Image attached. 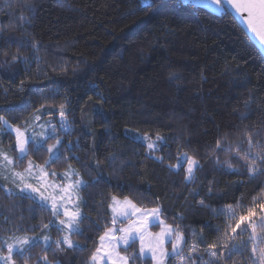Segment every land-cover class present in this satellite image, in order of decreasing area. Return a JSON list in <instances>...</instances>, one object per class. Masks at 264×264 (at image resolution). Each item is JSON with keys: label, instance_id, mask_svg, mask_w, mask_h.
<instances>
[{"label": "trees", "instance_id": "16d2710c", "mask_svg": "<svg viewBox=\"0 0 264 264\" xmlns=\"http://www.w3.org/2000/svg\"><path fill=\"white\" fill-rule=\"evenodd\" d=\"M61 105L68 128L57 120ZM0 116L21 129L36 116L55 126L43 148L33 152L30 144L22 161L12 133L0 129V150L13 168L30 159L43 164L59 139L49 169L70 166L86 182L80 233L70 234L73 247L61 242L59 249L63 232L51 209L0 185V252L10 237L37 238L13 254L14 264H45L44 256L51 264H90L111 226L113 196L159 208L165 223L184 233L185 257L196 235L198 249L182 264H222L210 256L230 223L220 210L231 205L246 215L254 198L264 199V174L250 175L243 158L245 128L264 142V58L227 9L213 13L182 0H0ZM127 131L162 142L149 151ZM185 154L198 165L190 180L184 165L175 168ZM251 246L223 264H248ZM120 252L138 256L137 241Z\"/></svg>", "mask_w": 264, "mask_h": 264}, {"label": "snow or ice", "instance_id": "6c2138e0", "mask_svg": "<svg viewBox=\"0 0 264 264\" xmlns=\"http://www.w3.org/2000/svg\"><path fill=\"white\" fill-rule=\"evenodd\" d=\"M210 3L217 5V10H220V7L226 3L236 13L246 14L241 15V19H243L248 30L254 34L255 38L264 45V0H210ZM26 7L30 9L31 5H26ZM21 19H24V17L22 16ZM12 59L16 60L17 56L14 55ZM60 115L62 118L64 117L63 105H61ZM243 118H246V114ZM4 126L11 127L8 125V121L3 116H0V129ZM61 127H64V125H61ZM12 131L16 134L15 148L18 152L16 159L22 161L28 155L30 144L33 152L43 148L45 133H40V139L37 140L35 135L31 137L26 136V130L22 131L19 127L12 128ZM52 131L55 132V126H52ZM244 134L247 137L248 150L243 153V158L251 161L247 166L248 173L253 176L264 174V169H261L257 165V161L264 164V142L259 139H254L253 134L247 128H245ZM157 139L160 138L158 137ZM59 144L60 140L57 139L55 144L48 146V159L42 165L35 164L30 159L27 167L22 172L12 171V183L19 188L20 193H27V198L31 199L41 210L47 211L48 206H50L52 217H59L60 211L63 209L65 219L59 220V224L63 225V228H58V231L64 232L66 229L67 233H80L78 221L82 219V214L79 210V205L75 201H79L78 189L81 186H86V182L82 178H79L80 174L75 172L70 166L62 174L67 183L57 185L46 179L48 175H57L54 171L51 173L45 171V166L58 158ZM221 146V142L218 140L216 147L220 148ZM148 147L152 149L154 145L149 143ZM253 149H256V151L254 155H251ZM0 157H2L0 159V168L9 169V166L14 163L13 159L2 150H0ZM185 157L188 159L189 165L185 179L190 180L197 161L191 157H187V154H185ZM231 167L232 165L229 164V168ZM73 175L77 177L74 180L72 179ZM4 178L7 179L8 177ZM30 180H35L36 183L33 184L29 182ZM74 196L75 201L73 200ZM200 203L203 204L204 202L200 201ZM70 204L74 206V209L67 207ZM109 207L113 213L111 220L112 226L108 227L106 225L104 233L99 236L100 246L96 247L90 256L93 264H101V261L105 259L107 260V264H129L130 260L135 261L137 258L143 259L149 253L151 254L153 264H164L165 258L169 255L178 256L180 261L183 262L186 259H190L192 253L198 249V244L193 243L188 250L187 257L181 254L182 244L186 243V237L178 227L174 228L172 225L165 223L164 220L159 219V208H140L127 198L121 202L115 196L112 197V203ZM220 212L229 220L234 218L233 207L231 205H228L226 209L220 210ZM257 218H259V223L257 222ZM123 220H127L128 223L123 227L117 228L116 225L118 222L122 223ZM157 220H159L161 226L160 231L152 233L149 231V226ZM52 223L54 221L49 220L48 224H44L43 227L48 228ZM242 225L246 227H242ZM258 227L261 233H264V202H259L254 198L253 207L248 209L246 215H240L234 226L231 223L226 225L221 245L219 247L217 244L210 245L212 249H215L210 252V256L221 261L223 264L234 250L240 248L247 249L248 243L251 242V255L247 258L248 264H264V236L257 233ZM248 229H251L248 241L241 240L237 244V239L248 231ZM217 231H220L219 227ZM30 239L34 238L27 236L23 238L12 237L13 243H8L5 240L4 244L7 246L8 251L7 255H0V262L2 264H14V251L22 255L26 250V246L30 244ZM49 239L47 235L43 236L45 242ZM137 240H139L138 256L135 253L132 255H121L118 250L119 245H125L126 252L127 247H130ZM166 242L172 244L171 253L164 247ZM55 243L59 249L61 240L57 239ZM63 243L69 248L74 246L68 234L63 236ZM41 259L45 261V264H51L47 256ZM191 264H197V261L191 260Z\"/></svg>", "mask_w": 264, "mask_h": 264}, {"label": "rangeland", "instance_id": "374dc122", "mask_svg": "<svg viewBox=\"0 0 264 264\" xmlns=\"http://www.w3.org/2000/svg\"><path fill=\"white\" fill-rule=\"evenodd\" d=\"M141 1V3L143 4V5H146V4H148L149 2H150V0H140ZM183 2H186V3H192V4H194V5H198V6H201V7H204V8H206V9H208V10H210L211 12H213V13H222V12H224L225 10H226V6H225V3L220 7V10H217V5H215V4H212V3H210V0H182ZM60 111V110H59ZM61 112V111H60ZM35 121H34V123H32L28 128H26V129H21L22 131H25V135L26 136H29V137H31V136H33V135H35L36 136V139L37 140H39L40 139V136H39V134L40 133H45V140H47V138L49 137V134H51L50 133V130L52 131V126H54V124L52 123V120L51 119H49V120H44V119H40L39 117H35V119H34ZM57 120L62 124V125H64V128H68L67 127V125H66V121H65V118L63 117H61V115H59L58 117H57ZM9 125V124H8ZM12 128H14L13 126H11V127H8V126H6V129L7 130H9L11 133H12V135H13V137H14V139H15V141H16V134H15V132L14 131H12ZM126 135H128V136H130V137H132V136H134L135 137V139L136 140H139V141H141V142H143L145 145H146V147H147V149L149 150V151H155V150H157L158 148H159V145L161 144V142H162V140L161 139H149V138H147L146 136H143V135H140V134H135V133H132V132H130V131H127L126 132ZM149 143H152L153 145H154V147L152 148V149H149V147H148V144ZM18 153V152H17ZM188 157V156H187ZM0 159H2V157H0ZM48 159V158H47ZM27 163V162H26ZM50 163L51 162H49L46 166H45V171H47L48 173H51V172H56L54 169H49L50 167H48L49 165H50ZM14 164V163H13ZM10 165L9 166V169H3V168H0V185L3 187V189L7 192V193H13V192H17V191H20L19 190V188H17L16 186H15V184H13L12 183V177H11V172L12 171H19V172H22L24 169H20V170H18V169H16V168H13V166L14 165ZM28 164V163H27ZM27 164H25V165H27ZM35 164H37V163H35ZM42 165V164H41ZM180 165H184L185 166V170H186V174H187V168H188V159L185 157V155H182L181 156V158H180V161L178 162V164H176L175 165V168L177 169ZM197 164L194 166V171H195V169L197 168ZM27 167V166H26ZM194 171H193V173H194ZM57 173V175L56 176H52V175H48L47 177H46V179H47V181H49V182H51V183H55V184H57V185H60V184H65V183H67V181L64 179V177H63V172H56ZM4 177H8L7 179H5ZM192 177H193V174H192ZM77 177L75 176V175H73V177H72V179L74 180V179H76ZM79 178H81V177H79ZM192 179V178H191ZM29 182H31V183H33V184H35L36 183V181L35 180H30ZM17 183H18V181H17ZM82 187V186H81ZM81 187L78 189V192H77V194L79 195V197H80V199H79V201H75V196L73 197V200L79 205V210H80V212H81V207H80V202H81V195H80V190H81ZM10 190V191H9ZM118 199V198H117ZM119 201H121V202H123L125 199H118ZM260 202V201H259ZM262 202H264V199H263V201ZM111 203H112V201H111ZM50 209H51V207L50 206H48ZM67 207H69V208H73L74 209V206L73 205H67ZM138 207V206H137ZM150 209H152V208H150ZM258 210V209H257ZM240 211V213H238V214H236L235 212H234V210H233V212H234V218L233 219H231L230 220V223L234 226L235 225V222H236V220L239 218V216L240 215H242L243 213H244V211H241V210H239ZM248 212V211H247ZM247 212H246V214H247ZM110 213H111V218H112V215H113V213H112V210H111V208H110ZM60 219H65V217L63 216V209H61V211H60V216L59 217H54V221H55V224H57V226L59 227V228H63V225H60L59 224V220ZM159 219H161V220H163L162 218H161V216L159 217ZM123 223L121 224V223H119L118 222V224L116 225V227L117 228H120V227H123V226H125L127 223H128V221L127 220H123L122 221ZM257 222L259 223V218H257ZM112 226V225H111ZM110 226V227H111ZM79 227V226H78ZM160 224H159V220H157L154 224H152V225H150L149 226V231L150 232H152V233H157V232H159L160 231ZM242 227H246V226H244V225H242ZM247 232H251V229H248V231ZM257 233L258 234H261L262 236H264V233H261V230H260V228L258 227L257 228ZM65 234H68L69 235V238H70V234L71 233H67V230L65 229V231L63 232V234H62V236H61V238H60V240H61V242L63 243V236L65 235ZM117 235H119V233H117ZM14 237H19V238H23V237H25V236H14ZM27 237H29V238H34V239H30V244L31 243H33L34 241H36L37 240V238H35V237H32V236H27ZM194 238H196V235H194L193 236V233H192V238L189 240V242H188V245H187V247H190L191 248V246L193 245V243H195L194 242ZM71 239V238H70ZM7 241H8V243H13V240H12V237H10L9 239H6ZM42 241H43V244H44V246H48L49 245V243H50V240H48L47 242H45L43 239H42ZM137 243H138V252H139V240H137ZM63 245L64 246H66V247H68L67 245H65L64 243H63ZM74 245V244H73ZM98 246H100V240H98ZM97 246V247H98ZM183 246H184V243L182 244V248H181V251H183ZM126 246L125 245H119L118 246V250L120 251L121 249H124ZM164 247H165V249H167L168 250V252L169 253H171V249H172V244L170 243V242H166L165 243V245H164ZM187 247H186V250H187ZM4 248H5V253L4 252H0V255H7V246L4 244ZM14 253H17V252H15L14 251ZM13 253V254H14ZM121 253V252H120ZM182 254V253H181ZM121 255H126V254H122L121 253ZM174 258V260H173V262H174V264H182V261H180V259H179V257L178 256H173V255H169L168 257H166L165 258V261H164V264H166V263H168V260L170 259V258ZM145 258H149V259H151V254L149 253V254H146V256L143 258V259H145ZM152 260V259H151ZM130 262V261H129ZM0 264H2V262H0ZM90 264H93V262L90 260ZM101 264H107V260L105 259V260H103V261H101ZM130 264V263H129ZM152 264H153V261H152Z\"/></svg>", "mask_w": 264, "mask_h": 264}, {"label": "water", "instance_id": "95a60500", "mask_svg": "<svg viewBox=\"0 0 264 264\" xmlns=\"http://www.w3.org/2000/svg\"><path fill=\"white\" fill-rule=\"evenodd\" d=\"M226 9L236 18V20L239 22L240 26L244 30V32L247 34V36L250 38V40L253 42V44L256 46V48L259 50L260 54L264 58V45H262L257 38H255L254 34H252L243 19H241V15H246V14H239L236 13L228 4L225 3Z\"/></svg>", "mask_w": 264, "mask_h": 264}]
</instances>
